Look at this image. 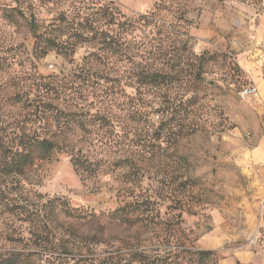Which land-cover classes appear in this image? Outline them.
Returning a JSON list of instances; mask_svg holds the SVG:
<instances>
[{
  "label": "rangeland",
  "instance_id": "rangeland-1",
  "mask_svg": "<svg viewBox=\"0 0 264 264\" xmlns=\"http://www.w3.org/2000/svg\"><path fill=\"white\" fill-rule=\"evenodd\" d=\"M89 1L0 0V120L20 117V104L13 105L9 99L17 93V82L28 75L20 61L22 54H32L34 44L26 22L21 17L16 22L18 9L28 21L34 17L38 32L50 33L61 14L66 21L92 18L95 10ZM111 1L127 18L155 14L164 33L147 28L134 34L172 50L181 59L178 69L203 71L205 82L198 88L201 99L194 118L200 129L167 152L164 168L149 170L150 180L142 183H122L113 173L87 178L76 172L71 155L93 160L96 152L70 140L49 160L37 162L20 186L13 182L14 199L35 209L59 198L80 210L79 218L57 215L49 225L51 236L69 246L68 254L56 253L60 257H73L77 246L93 255L99 250L163 254L177 247L211 251V264H255L256 256L264 257V210L258 215L262 225L250 232L240 206L257 188L256 172L247 169L245 152L256 143L264 121V86L259 85L264 82V0L259 4L252 0H163L161 10L155 9L159 0ZM76 51L72 58L55 52L41 60L32 56L37 73L61 77L77 70L88 50L81 46ZM194 56L201 58L197 61ZM249 85L257 88L256 96L243 95ZM150 117L156 119L155 114ZM133 196L139 201L149 198L153 204L152 211L142 216L137 212L136 226H119L108 218ZM21 228L19 233L27 231V226ZM0 244L11 247L4 246L1 237ZM191 262L207 264L197 257Z\"/></svg>",
  "mask_w": 264,
  "mask_h": 264
},
{
  "label": "trees",
  "instance_id": "trees-1",
  "mask_svg": "<svg viewBox=\"0 0 264 264\" xmlns=\"http://www.w3.org/2000/svg\"><path fill=\"white\" fill-rule=\"evenodd\" d=\"M88 3L95 10L92 18L66 21L61 14L50 33L38 32L34 17L28 21L18 9L16 22L20 17L26 22L34 44L32 54H22L20 61L28 75L17 82V93L9 99L13 105L20 104V117L0 120V237L4 246H11L0 244V264H41L42 257H46L45 264H192L193 257L211 264V251L177 247L163 254L99 250L93 255L77 246L73 257H60L56 253L67 252L69 246L51 236L49 225L57 215L79 218L80 210L59 198L46 200L35 209L14 199L13 182L20 186L37 162L49 160L70 140L96 152L93 160L71 155L76 172L87 178L113 173L122 183H142L145 178L150 180L149 170L164 168L167 152L200 129L194 118L201 99L198 88L205 82L203 71L178 69L181 59L172 50L134 34L147 28L164 33L155 14L127 18L115 1ZM159 3L155 9H164V1ZM81 46L88 53L77 70L61 77L37 73L32 56L41 60L55 52L72 58ZM136 196L108 218L119 226H136L137 212L142 216L153 205L149 198L139 201ZM10 220L15 222L10 224ZM22 226L27 231L19 233Z\"/></svg>",
  "mask_w": 264,
  "mask_h": 264
},
{
  "label": "crops",
  "instance_id": "crops-1",
  "mask_svg": "<svg viewBox=\"0 0 264 264\" xmlns=\"http://www.w3.org/2000/svg\"><path fill=\"white\" fill-rule=\"evenodd\" d=\"M260 86L264 82L259 81ZM262 129L256 138V143L245 152L246 167L249 171H255L256 191L250 197L244 199L243 205L240 206L246 217V230L252 231L262 225L258 215L264 210V121L261 123ZM255 264H264V257L256 256L253 261Z\"/></svg>",
  "mask_w": 264,
  "mask_h": 264
},
{
  "label": "built area",
  "instance_id": "built-area-1",
  "mask_svg": "<svg viewBox=\"0 0 264 264\" xmlns=\"http://www.w3.org/2000/svg\"><path fill=\"white\" fill-rule=\"evenodd\" d=\"M242 93L247 97L256 96L258 94V90L254 85H249L246 89H243ZM263 118H264V114H263Z\"/></svg>",
  "mask_w": 264,
  "mask_h": 264
}]
</instances>
